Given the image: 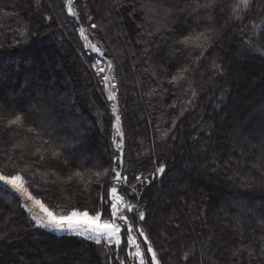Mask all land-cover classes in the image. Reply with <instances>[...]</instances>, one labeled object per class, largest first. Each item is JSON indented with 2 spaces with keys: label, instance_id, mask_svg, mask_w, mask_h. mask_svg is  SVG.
<instances>
[{
  "label": "trees",
  "instance_id": "trees-1",
  "mask_svg": "<svg viewBox=\"0 0 264 264\" xmlns=\"http://www.w3.org/2000/svg\"><path fill=\"white\" fill-rule=\"evenodd\" d=\"M262 1L237 16V0H152L157 13L146 18L147 0H73L75 18L67 0H0V173L21 175L58 215L98 209L108 177L96 173L120 138L93 65L111 60L124 198L144 212L136 226L160 264H264ZM207 27L202 56L177 42ZM184 66L185 79L170 83ZM16 115L21 125L8 127ZM34 224L0 184V264H128L123 242L109 248Z\"/></svg>",
  "mask_w": 264,
  "mask_h": 264
},
{
  "label": "snow or ice",
  "instance_id": "snow-or-ice-1",
  "mask_svg": "<svg viewBox=\"0 0 264 264\" xmlns=\"http://www.w3.org/2000/svg\"><path fill=\"white\" fill-rule=\"evenodd\" d=\"M244 7L247 9L249 6V0H242ZM67 7L69 15L76 16L78 15L74 10L73 0H67ZM187 8V5L185 6ZM200 7L211 8L213 3H205L203 5L197 3L195 8H192L191 11L195 12ZM145 17L151 18L157 13L156 6L152 3V0H147L144 5ZM165 11H170L166 9ZM211 19L210 16L207 17ZM197 19H200L198 16ZM240 19V17H236ZM92 28H96L95 24L91 25ZM215 31L212 27H207L203 31H198L193 29L192 32H189L187 35L181 33V37L178 38L177 42L184 46L186 49L200 50V56L203 55V52L209 46L208 41L212 39V33ZM80 36L87 42L88 36L85 33L83 27L79 30ZM87 46L92 52H95L101 56L104 53L97 47L95 43H88ZM264 54V53H262ZM191 57V53H189ZM200 56L194 57V59L199 60ZM101 61H97L93 67L96 69L98 75L104 74L106 71L111 72L113 70V64L111 60L107 61L106 68L98 67ZM189 71L188 66H184L179 70L175 75L171 77L170 83L177 84L179 81L185 79V73ZM102 79L105 83V86L111 85V88L115 89V84L111 83L113 79L109 75H102ZM116 94L114 91H110L108 94L109 100H116ZM113 113L115 114V128L117 136L120 138L119 142L114 140L116 144V154L114 160L110 163L109 168L104 172H97L96 176H106L108 177V187L105 188L104 185H101V190L105 194L100 197V205L93 214H89L87 210L73 209L67 214L58 215L54 210L50 209L45 205L40 199H36L25 187L24 178L21 175L7 173H0V182L3 185L10 186L11 189L16 190L24 194L28 201H31L33 205L38 207L40 214H31V220L35 222L34 226L42 229H46L54 232H64L71 233L73 235L83 237L86 240L92 241L97 245L102 243L105 246L111 248L115 246L116 249H120L122 242L128 247L133 249L132 252L128 253L129 256L133 258L134 261H138V264H160L159 258L156 251L153 249V246L143 230L142 227L136 226L135 214L138 213L139 221L145 220L144 212H138L136 206L129 203L124 197L127 194V185L129 184L128 176L125 173H122L120 170L123 161L121 158L123 146H122V132L119 127L120 125V116L116 114V109L113 107ZM22 123V118L19 115L14 117L9 116L7 120V126H19ZM35 123V122H34ZM175 121L172 123V127L175 128ZM28 131H33L32 128H29ZM164 137L168 136V132L163 133ZM47 143V141H45ZM67 147V145H64ZM165 172V166L161 164L156 168L157 174H163ZM76 177H81L80 172L75 173ZM69 181L72 180V177L68 178ZM136 180H140L139 176L135 177ZM115 181V183H112ZM119 186V187H118ZM133 186V191H135ZM25 208L31 213L32 209L25 204ZM133 213L134 216L130 217L128 214ZM142 237V242H138V236ZM141 243L146 245V249L142 250ZM150 254V259L148 257ZM123 264V262H121Z\"/></svg>",
  "mask_w": 264,
  "mask_h": 264
},
{
  "label": "rangeland",
  "instance_id": "rangeland-1",
  "mask_svg": "<svg viewBox=\"0 0 264 264\" xmlns=\"http://www.w3.org/2000/svg\"><path fill=\"white\" fill-rule=\"evenodd\" d=\"M250 1L251 0H249V3H250ZM262 3H264V0L262 1ZM246 11V8L244 7V4L242 3V0H237V16H241L244 12ZM67 13H68V7H67ZM69 14V13H68ZM258 28H256V26L254 27V31L256 32V30H257ZM254 32V33H255ZM86 43V42H85ZM87 46V45H86ZM90 50V49H89ZM95 53V52H94ZM105 75H107V71L105 72ZM109 76L111 77V75L109 74ZM103 83H104V81H103ZM111 83L113 84V82H112V80H111ZM104 86H105V83H104ZM105 89H106V91H107V93L109 94V92L110 91H113V89L111 88V85H109V86H105ZM112 103H113V101L114 100H110ZM115 124H116V122H114V129H115V133H116V128H115ZM116 136H117V133H116ZM118 137V136H117ZM122 140H123V138H122ZM123 151V150H122ZM1 184V183H0ZM2 186H4V187H6L7 189H9L10 191H12L13 192V190H11L8 186H6V185H3V184H1ZM14 193V192H13ZM15 194V193H14ZM16 195V194H15ZM17 196V195H16ZM18 197V196H17ZM19 198V197H18ZM20 199V198H19ZM21 201V200H20ZM21 203H22V201H21ZM130 203V202H129ZM132 204V203H131ZM23 205V204H22ZM23 207H24V205H23ZM25 208V207H24ZM26 209V211L29 213V215L31 216V214L32 213H35V214H40L39 213V209H38V207H36L35 205L31 208L32 209V212L30 213L29 211H28V209L27 208H25ZM129 215V214H128ZM54 232V231H53ZM55 233H58V234H71V233H64V232H55ZM73 235V234H72ZM137 236H138V234H137ZM142 240H143V238L142 237H139L138 236V242H142ZM144 245V244H143ZM142 247V246H141ZM145 249H146V246H145ZM142 250H143V247H142ZM133 251V249H131V248H129V252L128 253H130V252H132ZM149 255V259H150V254H148ZM127 263L128 264H136V262L133 260V258L131 257V256H129L128 255V258H127ZM121 264V263H120ZM124 264V263H123Z\"/></svg>",
  "mask_w": 264,
  "mask_h": 264
},
{
  "label": "bare ground",
  "instance_id": "bare-ground-1",
  "mask_svg": "<svg viewBox=\"0 0 264 264\" xmlns=\"http://www.w3.org/2000/svg\"><path fill=\"white\" fill-rule=\"evenodd\" d=\"M2 184V182H0ZM7 186V185H6ZM10 188V186H8ZM11 189V188H10ZM13 190V192L20 198V200L22 201V204L25 205L27 204L30 208H32L34 205L32 204L31 201H28L26 196L20 192H17L16 190L14 189H11Z\"/></svg>",
  "mask_w": 264,
  "mask_h": 264
},
{
  "label": "water",
  "instance_id": "water-1",
  "mask_svg": "<svg viewBox=\"0 0 264 264\" xmlns=\"http://www.w3.org/2000/svg\"><path fill=\"white\" fill-rule=\"evenodd\" d=\"M75 18H77L76 16H74ZM85 41V40H84ZM86 42V41H85ZM90 41H89V39H88V41L86 42V45L89 43ZM87 48L89 49V47L87 46ZM99 55V54H98ZM107 61L108 60H106V63H107ZM107 75H109V73H107ZM113 107H115V109H116V114H117V109H118V104H117V102H116V100H114L113 101ZM114 114V113H113ZM114 116H115V114H114ZM119 127H120V125H119ZM120 129H121V127H120ZM122 138H123V136H122ZM122 146L124 147V140H122ZM161 175L162 174H158V176L159 177H161ZM128 252H129V249H128ZM136 263L138 264V261H136Z\"/></svg>",
  "mask_w": 264,
  "mask_h": 264
}]
</instances>
